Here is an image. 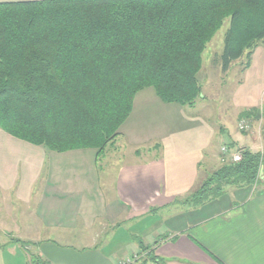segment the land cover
<instances>
[{"label": "trees", "instance_id": "16d2710c", "mask_svg": "<svg viewBox=\"0 0 264 264\" xmlns=\"http://www.w3.org/2000/svg\"><path fill=\"white\" fill-rule=\"evenodd\" d=\"M226 18L222 66L243 54L247 66L264 41V0L0 1V128L56 152L95 148L98 157L139 90L152 87L164 102L194 105L202 52ZM259 109L239 117L256 119ZM225 146L226 154L233 146ZM237 149L240 160L222 161L174 203L214 205L228 187L257 182L263 152ZM138 242L144 254L124 264H168L154 252L157 241Z\"/></svg>", "mask_w": 264, "mask_h": 264}, {"label": "crops", "instance_id": "0c3cea01", "mask_svg": "<svg viewBox=\"0 0 264 264\" xmlns=\"http://www.w3.org/2000/svg\"><path fill=\"white\" fill-rule=\"evenodd\" d=\"M165 103L172 102L162 101L153 88L139 90L134 95L131 112L121 124L114 142L121 136L127 137L128 142L133 144L146 141L137 123L150 125L151 112L158 115V109L166 114L165 110L169 108L164 107ZM252 107L260 108L259 116L251 120L250 130L243 133L247 138L242 145L233 138L229 143L221 138L222 142L214 145L206 133L207 127L197 123L192 126L195 130L194 139L186 140L185 136L177 140L174 138L176 147L170 148V137L166 136L161 144L157 142L150 147V153L152 149L155 150L150 159L125 166L116 178L119 195L125 202L135 204L137 208L133 211L137 216L150 212L151 207L181 206L171 208L173 213L169 217L173 219L181 216L183 220L173 224L168 229L169 234H165L166 237L153 246L155 254L165 257L168 264H264V99L257 104H247L240 112ZM139 114L141 122L137 119ZM220 128V131L226 129ZM146 130L144 127L143 131ZM228 135L231 136L229 132ZM6 142L15 144L9 140ZM226 144L233 146L232 151L236 146L263 152V166L258 181L252 185L228 188L214 205L187 209V205L174 203L175 198L197 189L207 175L224 161L230 160L232 151L225 154L221 149ZM16 145L20 147L18 144L12 146ZM85 150H67L61 155L47 152V175H0V193L3 196L0 200V228H7L8 222H13L9 228L16 231V236L10 235L0 241V264H24L17 245L20 242L13 238L26 241L25 250L31 247L41 264H121V260L116 262V255H111L112 251L105 252L96 245L75 248L61 244L52 236L40 237L43 229H53L55 226L62 228L59 233L66 237L67 229L73 225V221L69 220L71 213L76 216L81 212L87 192L86 178H83L84 175H62V169L69 167L72 174L86 164L92 167L97 157ZM30 151L35 153L31 148ZM135 151L137 153L138 149ZM32 167L33 170L34 167L37 171L39 169L34 159ZM260 182L262 188L257 186ZM144 201L145 207L141 205ZM22 223L28 229L24 235L20 234ZM26 256V264H36ZM146 264L156 263L148 261Z\"/></svg>", "mask_w": 264, "mask_h": 264}, {"label": "rangeland", "instance_id": "374dc122", "mask_svg": "<svg viewBox=\"0 0 264 264\" xmlns=\"http://www.w3.org/2000/svg\"><path fill=\"white\" fill-rule=\"evenodd\" d=\"M228 25L229 18H226L202 52V66L198 72L201 94L197 97L194 105L165 103L164 107L169 109L179 107V110L166 109V114H162V110L158 109V113H160L158 115L151 112L150 125L137 123L140 133L144 134L143 140L146 141L142 140L143 142L133 144L128 142L127 137L121 136L105 148L104 152L95 159V164L92 167L86 164L72 174L69 167L62 169V175H84L83 178H86L87 184L85 203L81 212H78L76 216L71 213L69 220L73 221V225L67 229L66 237L59 233L62 228L58 226L53 229H43V235L41 234L40 237L52 236L61 244L75 248L96 245L103 248L105 252L112 251L111 255L117 256L116 262L121 260L122 264L134 262L138 256L144 254L140 250L138 240L142 241L144 245H151L155 241L161 240L165 234L168 235V229L172 224L183 220L181 216L173 219L169 217L173 213L171 208L175 209L180 206L178 204L165 208L151 207L150 212L137 216L133 211L137 208L135 204L130 201L125 202L119 195L116 178L119 177L125 166L150 159L152 157L150 155L155 152L152 149L150 153V147L157 142L161 144L166 136L170 137L168 140L170 148L176 147L173 144L176 138L185 136L186 140L194 139L195 130L192 126L197 123L202 127H207L206 133L214 145L217 142L220 144L221 138L228 143L233 138L239 142V145L243 144L247 138L243 133L250 130L252 119L236 116L246 108L247 104H257L264 99V42L256 48L254 53L252 52L251 60L247 66L245 65L247 57L246 54H243L232 61L227 68H223L221 54ZM150 89L152 88L150 87ZM171 116L174 117V120ZM153 118H158V120L154 121ZM137 119L142 120L140 114ZM241 120L247 121L248 130L239 128ZM144 127L147 128L146 131H143ZM220 127H226V129L220 131ZM211 131L214 134L212 136ZM228 132L231 136L228 135ZM7 140L20 145V147L17 145L13 147L12 145L15 144H9L6 142ZM30 148L35 150V153H30ZM136 148L138 149L137 153ZM82 149L91 151L94 157L96 156L95 148ZM234 149L237 147L235 146ZM50 151L52 150L43 145H35L13 137L0 128V175H47L49 166L47 152L61 155V152ZM31 158L38 165V171L35 167L33 170V159ZM88 175L95 176L89 177ZM260 184L262 183L257 185L258 188H260ZM90 185L92 189H90ZM2 199L3 196L0 193V200ZM138 199L140 198L138 197ZM141 205L145 207V201ZM181 205L186 206V204ZM132 216L135 217L132 218ZM11 224L13 222H8L7 228H0V241L7 239L10 235L16 236L15 229L9 228ZM25 226L26 224H23L20 234L24 235L28 232ZM17 245L20 248L24 264H26V254L29 259L35 257L31 247L25 250L22 243ZM140 251L141 253H139Z\"/></svg>", "mask_w": 264, "mask_h": 264}, {"label": "built area", "instance_id": "2783aa9c", "mask_svg": "<svg viewBox=\"0 0 264 264\" xmlns=\"http://www.w3.org/2000/svg\"><path fill=\"white\" fill-rule=\"evenodd\" d=\"M239 128L243 129V130H247L249 128L247 121L245 122L244 120H241L239 123ZM222 150L224 152H227L228 148L225 145H223ZM240 159H241V152L239 150L238 151L236 150L231 154V160L232 161H238Z\"/></svg>", "mask_w": 264, "mask_h": 264}]
</instances>
